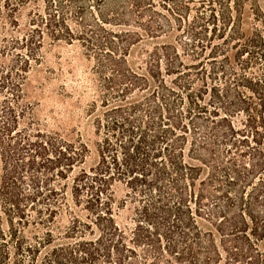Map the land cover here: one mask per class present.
Instances as JSON below:
<instances>
[{"label":"trees","instance_id":"16d2710c","mask_svg":"<svg viewBox=\"0 0 264 264\" xmlns=\"http://www.w3.org/2000/svg\"><path fill=\"white\" fill-rule=\"evenodd\" d=\"M61 42L94 62L89 168L25 91ZM6 57L0 264H264L258 0H0Z\"/></svg>","mask_w":264,"mask_h":264},{"label":"rangeland","instance_id":"374dc122","mask_svg":"<svg viewBox=\"0 0 264 264\" xmlns=\"http://www.w3.org/2000/svg\"><path fill=\"white\" fill-rule=\"evenodd\" d=\"M264 7V0H258ZM28 9L23 11L22 19H27ZM152 42L144 41L138 47L134 58L142 48H151ZM45 61L40 68L27 74L25 91L28 97L38 102L36 110L43 119H48L49 125L61 121L68 127H75L83 140L88 144L89 153L86 168L99 159L97 151L98 135L94 126V114L90 107L96 99L93 82L92 65L79 42L73 44L58 43L46 49ZM0 58V65L11 64V58ZM5 91L0 88V115L4 102ZM57 121H56V119ZM2 175V158L0 154V183ZM67 216H62L59 224L64 226Z\"/></svg>","mask_w":264,"mask_h":264}]
</instances>
